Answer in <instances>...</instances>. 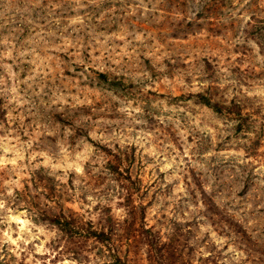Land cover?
<instances>
[{
  "label": "rangeland",
  "instance_id": "rangeland-1",
  "mask_svg": "<svg viewBox=\"0 0 264 264\" xmlns=\"http://www.w3.org/2000/svg\"><path fill=\"white\" fill-rule=\"evenodd\" d=\"M203 1L0 0V264H99L60 208L142 211L174 264H264V0Z\"/></svg>",
  "mask_w": 264,
  "mask_h": 264
},
{
  "label": "trees",
  "instance_id": "trees-1",
  "mask_svg": "<svg viewBox=\"0 0 264 264\" xmlns=\"http://www.w3.org/2000/svg\"><path fill=\"white\" fill-rule=\"evenodd\" d=\"M223 1L224 0H222V2ZM207 2H209V0ZM213 3H215V7L216 4L221 3V1L213 0ZM251 25L254 29L253 34L256 35V43L264 52V19H254V23ZM203 103L214 110L220 111L219 106L215 105L214 102L211 103L207 98L203 100ZM126 195L130 197L129 192H127ZM129 210L128 208V214L130 213ZM132 217L131 215V218ZM44 219L53 224L68 238L75 241L77 247L70 249V255L75 260L85 259L87 255L84 251H87V246H91L95 248L93 254L96 257L98 256L97 258H103L100 260L101 262H99V264H133L126 258V247L131 237H137L144 244L146 255L152 264H174L172 258H170L174 254V247L169 242L160 240L157 232H155L151 226L146 225L142 211L139 212L138 223L133 234H131L129 228L131 224L124 228H122V226L113 227V225L110 224V216L107 217L105 225L95 226L89 218H81L72 212H65V210L60 208L58 213H50V215L45 216ZM127 219L128 218L124 217L122 223L126 222ZM120 229H122V231H119Z\"/></svg>",
  "mask_w": 264,
  "mask_h": 264
}]
</instances>
